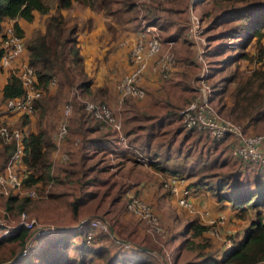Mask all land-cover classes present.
<instances>
[{
	"label": "trees",
	"instance_id": "trees-1",
	"mask_svg": "<svg viewBox=\"0 0 264 264\" xmlns=\"http://www.w3.org/2000/svg\"><path fill=\"white\" fill-rule=\"evenodd\" d=\"M46 1L0 0V38L9 21L13 20V29L16 35L22 38L24 42L25 50L21 61H25L33 68L36 85L41 90V97L36 101L34 114H23L18 119V121L20 120V131L22 133L23 153L21 163L17 169V173L22 178L23 186L39 191L45 190L50 185L56 187L62 184L63 180H61L59 175L52 173L53 166L50 161V155L53 145L49 141L47 131L39 129L36 132H30L25 130V128L30 124L31 118L36 115L37 110L40 109L39 101L43 98H49V88L52 86V82L55 84L57 76L60 79L58 81L60 88L67 86L75 88L81 94L92 95L90 91L92 81L90 79L76 82V75L74 74L82 72L80 68L81 58L77 46L79 30L76 25H71L67 22L61 11L70 9L74 2L89 8H92L96 2V0H54V9L51 13ZM169 1L171 0L158 2L160 5ZM114 2L115 0H100L101 7L107 9L106 12L111 11L109 6ZM121 5L123 4L121 3ZM123 7L125 11L130 12L131 7L129 5L126 7L123 5ZM172 7L170 8L172 12H178L173 4ZM159 10L157 7L148 9V13L154 15L155 20L148 21L147 24H155L160 19ZM187 10L185 11L186 14ZM110 13L112 14V12ZM214 15L208 26L204 25V20L206 19L200 16L205 33L207 30L214 33L217 28L223 27V29L216 31L207 38L208 44L210 42L218 43L214 46L209 45L206 53L210 70L209 77L212 75V70L214 72L221 69L220 67L228 68L230 65L237 64L242 60L264 62V44L262 43L264 38V0H230L226 5L220 6L219 12ZM38 16H44L41 28L34 35L27 36L25 41L24 28H21L19 23L34 22ZM160 27V29H164L162 26ZM187 28L188 23L183 30L179 29L180 33L177 32V34L168 36V40L176 41L180 38V34H184L183 42L191 46L187 39ZM251 44L254 45L257 52L250 53L246 51ZM226 52L231 54L219 60V67L211 70L208 59L221 57ZM2 75H5V83L0 87V109L7 99L22 97L24 92L20 81L12 70L5 72L0 67V76ZM225 83H227V86L220 90H213V95L221 97L229 94V97L232 98V105L228 107L227 111L229 118H232L236 123H242L244 132L250 126L256 127L264 121V70L256 68L249 75H243L235 68L225 78ZM231 83L235 84V90L229 88ZM92 96L98 99L97 96ZM74 103L76 104V109L74 110L77 115L76 120H79L75 127L76 132L82 135V132L87 129V127L83 126L84 123H89L90 125L101 123L103 127H107L105 123L91 119L89 114L83 109L82 104L77 101H74ZM178 110L179 108H174L166 112L161 119L156 121L157 126L160 127L165 119L170 124L173 121L171 117L177 116ZM43 112L40 109V116ZM68 122H70V118ZM68 128L70 130L69 123ZM177 130L179 129L177 128ZM188 131L196 132L207 140L216 142L194 129H189ZM112 140L107 149L110 148L112 150L114 148L115 137ZM14 149V142L0 147V173ZM123 151H120V154ZM127 153L128 155L130 154L129 152ZM127 153L124 152L123 157ZM181 154L179 153L178 155ZM151 156L149 158L153 160L150 164L152 168L163 173L169 172L170 177L191 178L199 177L200 175L194 171V166L191 165L179 164L174 167H168L166 162L170 160L169 154L164 155L162 159H160L161 155L159 154ZM234 160L240 164V168L237 171L218 176L216 182H214L215 185L210 188L213 190L214 196H217L218 202H227L232 212L237 216L242 217L247 212L253 215V218L244 229L242 238L232 244L229 250H224L221 258H214L210 252L205 251L206 248H209L207 241L203 244H197L192 241L193 239L202 238L206 228L198 224L197 220H191L187 222L184 228L182 242L177 248L178 253L175 255L174 264H178L184 250L187 252V250L193 251L195 249L199 250L200 254L197 256L202 259L201 261L204 264H259L264 261V167L246 163L240 159ZM250 174H252V179L248 176ZM208 175L210 176V174ZM204 177L200 176L196 178L194 183L190 184L195 186V189H191L187 182L183 186L182 194L188 200L189 194L192 195L194 190H199L201 187L199 185L204 186L207 184ZM78 188L81 194L73 197L68 202L71 217L76 221V224H79L77 219L79 208L96 195V192H82V184H78ZM66 196V193L61 194V192H56L51 188L45 201L31 199L27 196L20 197L17 192H11L5 199L4 207L8 213L14 216L30 212L39 214L43 209L50 210L55 208L57 203L66 199ZM44 203H47V205L42 207ZM87 230L88 227L84 223L80 226L57 228L49 234L37 235L31 238L32 229L28 227H18L13 233L6 235L0 229V264H94L97 259L107 261L106 264H129L131 258L129 250H133L134 253H142L144 256L149 252L150 255H155L156 259L161 258L160 254L154 250L150 251L146 246L135 245L132 247L128 244L129 247H126L114 231V237L96 232L91 240L87 241ZM108 239L111 240L113 245L123 246V249L118 247L121 252L117 250L115 251L117 254L112 256L109 247L96 246L97 241ZM27 241L29 243L25 246ZM126 242L129 243L127 240ZM23 248L25 252H22ZM134 264L150 263L148 259L138 258V260L134 261ZM185 264H191V262Z\"/></svg>",
	"mask_w": 264,
	"mask_h": 264
},
{
	"label": "rangeland",
	"instance_id": "rangeland-1",
	"mask_svg": "<svg viewBox=\"0 0 264 264\" xmlns=\"http://www.w3.org/2000/svg\"><path fill=\"white\" fill-rule=\"evenodd\" d=\"M230 0H171L166 4H160L156 0H115L114 6L113 3L109 6V10L116 9L115 15L119 19H128V17L135 18L131 22V25L136 28V33L138 35L141 25L140 20H145L146 22H151L155 20L154 15L148 13V9L152 7H157L159 10L160 19L155 24H151L157 27L158 34L161 41L164 43L170 42L168 40V36L172 34H177V32H181L179 29L183 30L184 26L187 25V17L186 10L191 7L194 11L199 15V17H203L204 25L208 26L211 19L215 16V13L219 12V7L226 5V3ZM260 1V0H258ZM47 5H49L50 11L53 12L54 9V0H47ZM130 6V12L125 11L123 5ZM176 8L178 12H172L170 8ZM88 10L90 12H94L96 17L99 18V22L101 25V14L103 16H107L104 11L101 9L100 0H96L94 6L89 8L87 6H83L78 2H74L72 7L65 10L66 13L65 19L68 23H72L71 25L79 24L80 26H85L87 21ZM51 12V13H52ZM44 16H38L34 22L27 23L24 26V40H27V36H32L37 30H39L43 24ZM203 25V26H204ZM162 26L164 29H160ZM223 29L222 26L216 29L219 31ZM215 31V32H216ZM205 32V30H204ZM214 32V33H215ZM213 31H208L205 33L206 39L214 34ZM179 41L173 43L169 46L170 52L174 57V65L171 69L167 81L172 82V86L176 88L183 85L185 81V76L183 72L188 71L187 63L178 61L177 55L180 58L189 57L193 61V53L194 48L190 46L188 43L183 42L184 34H180ZM262 43L264 44V38L262 39ZM218 44L217 42H210L207 46H214ZM247 52L253 53L257 52L254 45L251 44L247 49ZM26 52V51H25ZM231 54L226 52L225 55L221 57L211 59L209 58V63L212 68H218L219 60L224 58L226 55ZM26 55V53H25ZM129 63V61H128ZM194 66H192L194 75L193 78L197 76V67L194 62H192ZM130 67V66H129ZM82 69V67H80ZM190 68V67H189ZM217 71L212 70V75L209 77L208 75V84L212 89V104L217 109L218 113L224 117L225 119L233 122L235 125H240L242 127V123H236L232 118L227 116L228 107H230L232 98L228 95H222L221 97H215L213 95V90H220L227 86V83L224 84L225 78L229 76L230 72H232L235 68L238 69L240 73L243 75H249L253 69H262L264 70V62L258 63L257 61H249L242 60L237 64H232L228 68L220 67ZM210 72V70H209ZM76 75V82L83 81L87 79L85 72H78ZM59 76L56 77V82L54 84V93L51 95V98L48 99V103L53 110L59 105V109L62 112L63 107L67 102L72 103V111L75 110L76 104L70 98L65 97V92L58 85ZM192 78V79H193ZM194 82V81H193ZM224 86V87H223ZM231 90H235V84L231 83L229 85ZM183 90V89H181ZM72 93H75V90L72 89ZM231 93V92H230ZM82 96L83 99L89 102L101 103V101L96 100L94 96L89 95L88 97L85 94L77 93ZM197 97L196 91L193 93L192 98L189 103ZM46 99V98H43ZM39 101L41 104L42 100ZM130 104L129 107L133 108L135 111L134 117L131 119L129 115L124 117L125 131L130 130L131 136L127 137V143L131 145V149L129 150L130 154L127 156V159H120V151L113 152L112 150L107 149L100 152L94 151V147L90 146L88 152H84L85 149L82 148V142L79 146V158L74 160V154L71 152H66L67 160L64 163L53 165V172L60 176L63 183L54 186L50 185L45 190L39 191L40 198L38 200L45 201L47 200V193L49 189H56L57 191H66L67 198L70 200L75 196H79L78 192V184H82V191H93L96 192V195L93 199H90L85 206L80 207L77 219L88 220L94 217H101L106 219L116 236L120 239L125 238L131 244L146 246L151 250H154L158 254H160L161 258L155 257V255H150L149 253L144 256L142 253H134L133 250H129V255L131 256L129 264H134L135 260L140 259H148L150 264H162L163 261H166L167 264H174V258L177 252V248L179 244L182 242L183 231L187 224V222L191 220H197L198 224L204 226L205 221L209 219H219L224 220L223 229L220 232V238H212L208 232H205L202 238L193 239L197 244H203L205 241L208 242L209 248H206L205 251L211 253V256L214 258H221L223 251L225 250L226 241H230L232 244L236 243L243 236L244 229L250 220L253 218V215L250 212L243 215L242 217L234 214L227 202H218L217 196H214L213 190L210 188L214 186V182H216V178L221 175H225L230 172L237 171L240 168V164L236 162V160L231 158L230 150L228 147V143L226 141H221L216 144V142H211V140H207L202 135L200 136L196 132H189L187 129H184L179 113L171 117V123H167L166 119L162 123L160 127L152 126L156 123V121L150 120L147 121V118H142L137 113V103H135L134 99H129L126 101ZM226 102V103H225ZM187 103V104H189ZM157 108L156 110L162 111V106L160 105V101L156 102ZM185 104V106L187 105ZM167 110L174 109V107L169 106L165 103ZM164 106V105H163ZM165 108V107H164ZM183 109V108H182ZM223 109V110H222ZM179 108L178 111H180ZM166 112V111H165ZM165 112L156 113L154 115L163 116ZM139 116V117H138ZM152 116H150L151 118ZM157 117V118H159ZM93 123H95L93 121ZM16 129L20 130V120L17 121ZM100 128L101 123H98ZM148 125L151 127L146 128ZM138 126H146L140 127ZM57 124L54 125L53 131L55 133ZM177 128L179 130H177ZM243 129V128H242ZM104 130V129H103ZM180 133H179V132ZM244 131V130H243ZM150 133L148 135V133ZM154 133V134H151ZM177 133V134H176ZM246 134L251 135H263L264 136V121L259 123L256 127L250 126L246 131ZM175 134V135H174ZM173 136V141L177 143V146H181L182 149L179 151L182 152L181 155H177V159L173 161L170 165L174 167L175 165H183L187 164L188 166H194V171L198 172L199 177L205 176L206 185L201 186L198 191L189 194V201L191 198H196L199 200L201 205L193 206L194 211L188 212L187 210L180 207L176 201V199H172L170 189L165 186L166 181L169 179L170 175H165L163 172L156 171L150 165L153 161L148 154L149 152L145 151L140 147V144L144 142L145 139H148L151 143V147L154 150H158L157 142L164 144L166 146L167 140H169ZM130 139V140H129ZM155 139L153 142L152 140ZM153 142V143H152ZM174 143V142H172ZM93 148V149H92ZM164 148L160 147V152L164 153ZM91 156L93 158L89 160L82 161L81 157ZM226 163H222V162ZM92 167L93 169H91ZM209 167V168H208ZM242 169V168H241ZM199 170V171H198ZM101 171V173H99ZM244 171V170H242ZM72 172V173H71ZM210 174V176L208 175ZM97 176V177H96ZM250 179H252V174L248 175ZM96 179L93 181V178ZM199 177H183L184 185L186 182L188 185L194 183L196 178ZM141 179L146 180L147 183L154 182L155 189H158L157 196L159 197L160 203L163 204L164 212L161 215L158 213L159 211L153 205L151 200H145L139 190L146 191L151 195L154 187H150L144 182L141 185ZM87 183V184H86ZM93 183V184H92ZM213 184V185H210ZM205 187V188H202ZM191 189H195V186L190 185ZM150 189V191H149ZM154 189V190H155ZM142 191V192H143ZM133 196L145 204H147L154 216L158 219V222L162 228L161 235L155 234L149 230V225L143 222L141 219L136 217V215L130 213L127 210V203L129 201V197ZM141 197V198H140ZM0 201V220H5L11 226H15L17 223L18 216H14L11 213H8L4 207L5 199ZM195 199V200H196ZM201 201V202H200ZM65 201H61L56 204V207L50 210H42L39 215L35 212L28 213L34 216L38 222V227L42 225H53L55 227H68L69 224H74V219L71 217L68 205ZM195 203V201L193 200ZM223 204V205H219ZM47 203L42 204V207H45ZM220 206V207H219ZM206 208V209H205ZM218 209V210H215ZM130 213V214H129ZM137 230V231H136ZM34 228L32 230V233ZM234 233V234H232ZM232 234V235H231ZM133 235V236H132ZM129 236V237H128ZM187 238V237H186ZM96 246H107L110 249V253L114 256L115 251L119 250V248L123 249V246L116 245L111 242L110 239L105 241H97ZM116 249V250H115ZM188 249V248H185ZM121 252V250H119ZM200 254L198 249L193 251L184 250L182 253L178 264H185L187 262H191V264H204L202 259H200L197 255ZM120 256V254H119ZM200 260V261H199ZM107 261L96 260L94 264H106ZM264 264V261L259 263Z\"/></svg>",
	"mask_w": 264,
	"mask_h": 264
},
{
	"label": "built area",
	"instance_id": "built-area-1",
	"mask_svg": "<svg viewBox=\"0 0 264 264\" xmlns=\"http://www.w3.org/2000/svg\"><path fill=\"white\" fill-rule=\"evenodd\" d=\"M187 17V39L194 48L193 62L197 67V76L193 82V89L196 91L197 97L179 111V117L184 129H194L216 142L224 140L229 145L232 158L264 167V136L246 134L240 125H235L233 122L222 117L213 106L212 89L208 84L207 78L209 75V66L206 58L208 46L204 26L199 15L191 7L187 10ZM13 22V20L9 21L0 38V67L5 72L12 70L20 81L24 92L22 97L7 99L0 109V147L9 145L12 142L15 145L14 151L8 157L0 173V198L6 199L11 192H17L20 197L27 196L31 199H38L40 198L39 192L32 188H25L22 184V178L17 173L23 153L21 143L22 133L7 120L10 114L18 116L23 114L33 115L36 101L41 97V90L36 85L37 82L33 68L25 61H21L25 50L24 42L22 38L16 35L13 29ZM140 25V31L128 54L130 67L115 85L120 106L127 99L144 97L145 92L139 85V80L149 60H154V69L163 78L168 77L175 62L169 48L173 43H163L156 26L147 24L145 20H140ZM53 84L54 82H52ZM72 100L82 104L83 109L89 114L91 119L103 122L111 129L116 139L113 152H118L128 147L122 121L112 112L107 104L89 102L79 94L72 98ZM61 113L62 119L58 122L54 133V139L58 144L67 135L68 121L72 113V103L67 102ZM62 158L63 161H66L68 157L63 153ZM165 186L170 189L171 195L176 198L180 207L188 212L194 211L192 203L181 194L184 179L169 177ZM127 210L147 223L150 226L149 230L151 229L153 233L161 235L162 228L158 219L152 213L151 208L143 201L130 196ZM84 223L88 227L86 233L87 241H90L96 232L114 237V233L111 231L112 227L104 218L94 217L86 220ZM203 225L206 228L205 232H208L212 238H220L224 220L221 218L209 219ZM21 226L36 230L31 238L37 235L49 234L58 228L51 224L42 225L37 228L38 222L36 218L26 213H21L18 216L15 226H11L5 220H0V229L5 235L13 233ZM28 243L29 241L25 243V246ZM225 243V248L229 250L232 247V243L230 241H226ZM123 244L129 246L128 243ZM22 252H25L24 248ZM162 264H167V262L163 261Z\"/></svg>",
	"mask_w": 264,
	"mask_h": 264
},
{
	"label": "crops",
	"instance_id": "crops-1",
	"mask_svg": "<svg viewBox=\"0 0 264 264\" xmlns=\"http://www.w3.org/2000/svg\"><path fill=\"white\" fill-rule=\"evenodd\" d=\"M113 6H114V3H113ZM101 9L103 11L105 10L102 7ZM64 11L65 10L61 11V14L65 18V15L67 12L65 13ZM104 12L107 16H103L101 14V25L99 22V18L96 17V14L94 12H90L89 10L87 14L86 25L80 26L79 24H77V27L79 30L77 46L79 50V56L81 58V67H82V71L85 72L87 79H90L92 81L91 86H90L91 94L98 97V99L96 100L104 102V104H107L112 110V112L117 117L120 118L123 124V131L124 133L127 134V137H128V136H131V133H130L131 131L130 130L125 131L126 126L123 123L124 122L123 119L127 115H129L132 119L134 117L135 111H133V108L129 107L130 104H128L127 102H125L122 106L118 104V98H117V94L115 90V85L119 81V79L122 77V75H124L129 69V63H128L129 50L137 38L136 28L131 25V22L135 18H131L129 16L128 19L126 20L119 19L116 17L115 15L116 9H114L113 7L111 11H108V12L104 11ZM110 12H112V14ZM186 17H187V14H186ZM187 20H188V17H187ZM69 24H72V23H69ZM19 25H21V28H24L26 24L23 22H20ZM177 41H179V39L176 41H170V42L176 43ZM176 55L179 61L187 63L185 65L190 67V68L188 67V71L183 72L186 79L183 82V85L180 84L181 87L177 86L176 88H174L172 86V82L167 81L166 78H163L160 75V73L154 69L153 59L148 61L147 67L139 80V85L144 90L145 95L142 98L134 99V101L135 103H137V106H138L137 113L140 115H143L141 116L142 118L146 117L147 121H150L153 119L154 121H157L161 119V117H163L166 114V112L170 110V109L167 110L165 103H167L171 107L182 109L185 107V104L189 103V101L193 99L192 95L193 93L195 94V90L193 89V81L195 79L193 78L194 71H193L192 66L194 65L192 63V59L189 57H184L182 59L178 56L177 53ZM4 83H5V75H2L0 76V87H2ZM72 89L75 90V93H72ZM62 90H64L65 97L67 98H70V97L74 98L77 95V93H80L75 88H69L67 86H64ZM53 93H54V84L50 86L49 88V94H48L49 98H47L46 100L43 99L40 104L41 105L40 109H42V111L44 112L40 116L41 114L40 109L37 110L38 112H36V115L31 118L30 124L25 128V130L30 131V132H36L39 129L47 131L49 141L53 145V149L50 155V161L52 163V166H54L53 165L54 163H56V165L64 163L62 154L63 153L66 154V152L73 153L75 156L74 160L75 159L77 160L80 157L78 148L81 142H82V148L85 149L84 151L85 153L88 152L90 146H93L94 151L97 150V152L107 150L108 145L112 143L113 141L112 139L114 137L110 129L105 126L104 127L101 126L100 128L98 124L90 125L89 123L88 124L84 123L83 126L87 127V129H85L81 135V133L76 132V129H75L79 120L78 121L76 120L77 115L74 113V110L71 113L70 122H68L70 124V130L68 128L67 135L65 136L62 142H60L59 144L56 142V140L54 139V131L51 128H53L55 124H58V122L62 119V113H61V110L59 109V105L55 108V110H53L52 107H50V104L48 103V99L51 98V95ZM85 95L87 97L89 96V94L87 93ZM157 101H160V105L162 106V111H160V109L156 110V108L158 107L156 104ZM163 111L164 112L166 111L165 114L160 117L157 116L159 118H157L156 115H154L156 113H161ZM150 116L152 117L150 118ZM18 119H19V116L16 114H10L7 117V120L11 122L14 127L18 125L17 124ZM155 125L157 126L156 123L152 126H155ZM138 127L139 129H142L140 127H146V126H138ZM149 127H151V125H148L146 128H149ZM149 134L150 133H148V135ZM151 134H154V133H151ZM127 137H126V142L128 141ZM173 139L174 138L172 136L169 140H167L166 146H164V144L162 145L163 142L161 143L157 142V146H158L157 151L152 149L151 147L152 145L148 139H145L144 142L140 144V147L144 149L145 151L149 152L150 153L148 154L149 156L154 155V154L161 155L160 159H162L164 155L169 154L170 160L166 162V165L169 167L173 163V161L177 159L176 156L179 153H182L179 151L180 149H182L181 146H177V143L173 141ZM152 141L154 142L155 139H153ZM128 143H127L128 147L124 149V151L123 150H120V151H123V153L129 152V150L132 147ZM160 147L164 148L165 150L164 153L160 152ZM123 153L120 154V159L126 160L128 153L125 154L124 157H123ZM91 158L93 157H91L90 155L89 156L82 155L81 157L82 161L84 160L87 161ZM90 168L93 169L92 167ZM52 170H53V167H52ZM52 173L54 174V172ZM99 173H101V171H99ZM164 174L169 175L170 173L168 172ZM96 177L93 178V181L96 179ZM144 182H146V180L141 179L140 184L143 185ZM147 185H149V188L152 186L155 189L154 182H149L147 183ZM154 189L152 190V192L149 189V191L151 192V195H149V193L143 190H142L143 192L139 190V193L141 194L140 196H142L145 200H151L153 205L159 211L158 213L161 215V213L164 212L165 209H163L162 202L160 203L159 201H157L159 200V197L157 196V193L159 190L158 189L154 190ZM54 191L61 192V194L68 193L66 191H57L56 189H54ZM78 192L79 194H81L79 191V188H78ZM85 192H93V191H85ZM182 192H183V189L181 190V194ZM65 198L66 199L64 201L68 205V202H70V200L72 199L69 200L67 196ZM172 199L175 200L176 198L172 196ZM195 199L196 198L194 197L191 198L190 202L192 203V205L193 206H195L194 204L201 205V203H199V200L197 199L195 200ZM193 200L195 201V203L193 202ZM89 201L91 200L89 199L83 206H85ZM219 205L221 206L223 204H219ZM215 210H218V209H215ZM69 211H70V208H69ZM78 220L79 222L81 221V219H78ZM76 225L78 224H76V221H75L74 224H69L68 227H74ZM120 240H122L123 243H127L125 238L120 239ZM128 244H130V246L132 247L136 245V244L133 245L130 242ZM126 247H129V246H126ZM224 249L226 250V248ZM149 250L151 251V249Z\"/></svg>",
	"mask_w": 264,
	"mask_h": 264
},
{
	"label": "water",
	"instance_id": "water-1",
	"mask_svg": "<svg viewBox=\"0 0 264 264\" xmlns=\"http://www.w3.org/2000/svg\"><path fill=\"white\" fill-rule=\"evenodd\" d=\"M85 221H86V219L81 220V221L79 222L78 226L82 225ZM35 231H36V230H34L33 232H35ZM111 231L113 232V229H112V228H111ZM20 251H21V250H20ZM20 251H19V253H20Z\"/></svg>",
	"mask_w": 264,
	"mask_h": 264
}]
</instances>
